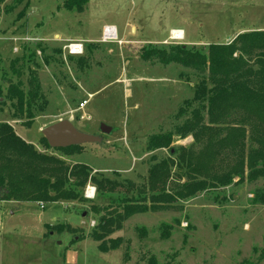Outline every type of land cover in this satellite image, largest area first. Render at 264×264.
<instances>
[{
  "label": "rangeland",
  "instance_id": "rangeland-1",
  "mask_svg": "<svg viewBox=\"0 0 264 264\" xmlns=\"http://www.w3.org/2000/svg\"><path fill=\"white\" fill-rule=\"evenodd\" d=\"M66 1L6 0L0 7V122L37 151L68 165H86L93 174L123 184L146 185L149 138L174 131L190 117L197 104L190 109L184 102L194 98L200 77L176 64L143 61L141 49L184 45L205 51L238 34L264 31V0H88L80 14L68 11ZM108 26L115 28L117 41L102 42ZM173 31H180L182 40H171ZM16 38L38 41L14 44ZM73 42L83 45L80 58L88 66L83 71L75 64L78 57L62 51ZM31 71L46 104L32 105L30 118L23 107L17 118L19 108L7 90L12 86L25 93ZM84 100L88 105L78 111ZM59 120L103 142L82 145L73 156L45 149L41 130ZM102 125L112 129L110 135H101ZM190 143L191 137H175L172 147ZM153 155L159 160L168 151ZM88 186L94 187L85 186L82 202L0 203V264H264L263 179L245 178L173 208L134 215L110 237L122 238L123 244L108 253L88 238L99 217L91 207L116 208L138 194L123 187L101 194L95 189L87 199ZM57 225L81 232L46 228Z\"/></svg>",
  "mask_w": 264,
  "mask_h": 264
},
{
  "label": "trees",
  "instance_id": "trees-1",
  "mask_svg": "<svg viewBox=\"0 0 264 264\" xmlns=\"http://www.w3.org/2000/svg\"><path fill=\"white\" fill-rule=\"evenodd\" d=\"M5 1L0 0V7ZM87 3L88 0H67L64 6L80 14ZM140 58L164 66L176 64L200 77L194 98L184 102L190 109L197 104L190 117L174 131L149 138L146 150L152 156L146 185L135 187L130 181L123 184L93 174L86 165H68L58 157L37 151L8 123L0 122V202H82V190L88 183L99 194L113 193L119 187L125 188L127 194L136 193L138 199L125 198L116 208L91 207L99 217L88 238L98 244L99 252L108 253L123 244L122 238L110 237L134 215L167 210L199 193L243 183L245 178L251 183L264 180V31L238 34L231 42L211 44L205 51L184 45L167 50L143 48ZM75 64L79 71L88 67L80 57ZM7 93L16 100L17 118L23 115V107L30 118L32 105L37 101L46 104L33 71L25 93L12 86ZM175 137H191L192 143L172 147ZM41 143L50 149L43 137ZM160 150L168 151V156L158 160L153 154ZM53 151L79 155L82 146ZM171 180L174 182L169 188ZM46 228L58 234L81 232L69 225Z\"/></svg>",
  "mask_w": 264,
  "mask_h": 264
},
{
  "label": "water",
  "instance_id": "water-1",
  "mask_svg": "<svg viewBox=\"0 0 264 264\" xmlns=\"http://www.w3.org/2000/svg\"><path fill=\"white\" fill-rule=\"evenodd\" d=\"M112 132L111 128L104 125L100 127L101 135L108 136ZM41 135L47 142L50 149H65L86 144H101V136H93L79 131L69 120H59L58 122L41 130ZM85 216V214H83Z\"/></svg>",
  "mask_w": 264,
  "mask_h": 264
},
{
  "label": "built area",
  "instance_id": "built-area-1",
  "mask_svg": "<svg viewBox=\"0 0 264 264\" xmlns=\"http://www.w3.org/2000/svg\"><path fill=\"white\" fill-rule=\"evenodd\" d=\"M115 37V38H113ZM183 38V35H182ZM171 40L176 41L177 39H173L172 38V33H171ZM182 40V39H181ZM34 41H38V40H34V39H28V38H16V39H12V42L14 44H19L20 42L22 43H29V42H33ZM111 41H117L116 40V34H115V28L108 26L105 27L103 29V33H102V42L106 43V42H111ZM14 52H17V48L14 47L13 49ZM62 51L64 53V55L66 56H74V57H80L83 55V45L81 43H68L65 46H63ZM39 54V52H38ZM89 100H84L82 102H80L79 106H78V111H84L85 107L88 105ZM84 117H82L83 119ZM94 193H95V188L94 187H90L88 186L86 189V195L88 196L87 199L93 198L94 197Z\"/></svg>",
  "mask_w": 264,
  "mask_h": 264
},
{
  "label": "bare ground",
  "instance_id": "bare-ground-1",
  "mask_svg": "<svg viewBox=\"0 0 264 264\" xmlns=\"http://www.w3.org/2000/svg\"><path fill=\"white\" fill-rule=\"evenodd\" d=\"M182 33L180 31H173L172 32V38L174 39H177V40H181L182 39ZM115 38V37H113Z\"/></svg>",
  "mask_w": 264,
  "mask_h": 264
},
{
  "label": "crops",
  "instance_id": "crops-1",
  "mask_svg": "<svg viewBox=\"0 0 264 264\" xmlns=\"http://www.w3.org/2000/svg\"><path fill=\"white\" fill-rule=\"evenodd\" d=\"M55 37H57V36H55ZM0 203H4V202H0Z\"/></svg>",
  "mask_w": 264,
  "mask_h": 264
}]
</instances>
